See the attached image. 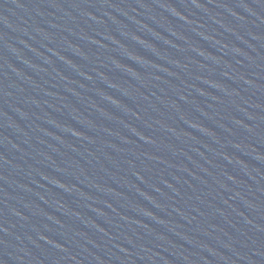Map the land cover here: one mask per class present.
Segmentation results:
<instances>
[{
  "label": "water",
  "instance_id": "obj_1",
  "mask_svg": "<svg viewBox=\"0 0 264 264\" xmlns=\"http://www.w3.org/2000/svg\"><path fill=\"white\" fill-rule=\"evenodd\" d=\"M0 264H190L0 0Z\"/></svg>",
  "mask_w": 264,
  "mask_h": 264
}]
</instances>
